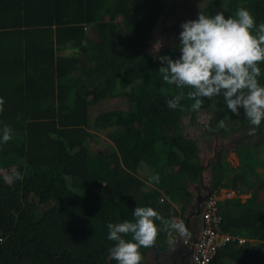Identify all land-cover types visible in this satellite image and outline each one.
<instances>
[{
  "label": "trees",
  "instance_id": "16d2710c",
  "mask_svg": "<svg viewBox=\"0 0 264 264\" xmlns=\"http://www.w3.org/2000/svg\"><path fill=\"white\" fill-rule=\"evenodd\" d=\"M130 2L0 0V128L13 130L0 145V264H117L109 258L108 223L133 221L137 206L184 221L188 188L202 184L199 141L190 130L199 129L205 112L211 117L205 141L220 137L221 120L227 123L221 134L242 136L234 149L240 166L214 161L210 184L211 194L235 192L220 203L222 228L245 242L221 247L211 264H264V179L257 169L264 122L250 135L243 109L231 113L223 95L205 99L197 112L187 98L169 108L173 95L191 91L167 85L158 72L165 66L159 57L181 55L178 26L173 21L175 42L165 37L155 52L148 42L162 1ZM217 8L229 16L245 8L257 26L264 23V0H210L205 9ZM259 67L264 86V63ZM115 98L125 108L95 115ZM133 163L152 171L147 180ZM157 242L161 250L170 247L166 232ZM148 249H141L142 264Z\"/></svg>",
  "mask_w": 264,
  "mask_h": 264
},
{
  "label": "clouds",
  "instance_id": "9594fccd",
  "mask_svg": "<svg viewBox=\"0 0 264 264\" xmlns=\"http://www.w3.org/2000/svg\"><path fill=\"white\" fill-rule=\"evenodd\" d=\"M179 34L180 57H159L162 66L158 72L163 81L177 89H191L173 95L167 101L175 110L186 98L193 101L191 111H199L205 99L223 95L225 105L231 113L244 116L253 126L250 135L264 122V86L258 80L259 65L264 63V23L256 24L252 13L239 8L234 16L225 17L223 12L215 16L201 12L196 20L181 25ZM161 44L156 45L159 50ZM162 91H165L162 89ZM4 101L0 99V111ZM223 127V120L220 121ZM211 131V129H210ZM13 135L12 128L5 124L0 128V145L7 144ZM14 179L22 180L16 173ZM159 182V176L152 177ZM134 220L108 223V240L114 242L109 249V258L117 264H142V248H152L161 232L168 234L170 247L180 238L190 236L185 220L181 217L165 219L151 206H137ZM159 221V226L157 224ZM131 237L127 239L126 237ZM169 247V248H170Z\"/></svg>",
  "mask_w": 264,
  "mask_h": 264
},
{
  "label": "rangeland",
  "instance_id": "374dc122",
  "mask_svg": "<svg viewBox=\"0 0 264 264\" xmlns=\"http://www.w3.org/2000/svg\"><path fill=\"white\" fill-rule=\"evenodd\" d=\"M138 1H140V0H138ZM161 1H162V5L164 6V9H167V10H165V14H164L165 16L171 15L172 12L169 9L174 4V5H177V8H176L177 10L184 12V14L182 15V19L184 22H187L189 20H196V18H198L199 14L201 12L205 13L206 15H210V16H215L218 13V11L222 12L221 8H217L216 9L217 11H210L209 13H207L205 8L208 7V2L210 0H207L206 2H205V0H161ZM175 1H176V4L174 3ZM130 4H131V2H130V0H128V5H130ZM224 15L226 18L230 17L227 13L226 14L224 13ZM170 17H172V16H170ZM109 20H119V18H115L112 16L109 18ZM89 37L91 39H93L94 41L99 40V36L92 29H90ZM72 49H73L72 46H70V45L67 46V52L71 53ZM124 103H125V101L123 98L108 99L94 109L95 115H98L102 111L111 110L114 108H125ZM210 119H211V117L206 115V112L201 114L199 117V122H200V124L203 125L202 130H199V129L195 130L194 128H192L190 130L192 137H194V139L199 141L202 145L205 144V139H204L205 138V129L209 126V124L211 122ZM225 125H227V123L225 121H223V127H220V124L217 126V132L220 133L219 136L221 138L218 139V142L213 141V143L214 142L216 144L218 143V149L219 150L223 149L225 152L219 159H221V161L229 163L233 168H238L240 166V159H239L238 155L236 154V152L234 151V149L238 145L237 141H240L239 139L242 138V136H241V134H237V136L235 138V137H228L224 134H221L222 130L227 131V128ZM102 138L104 139L105 135H102ZM243 144L246 145V141H244ZM97 148L99 150H104V146H102V145L98 146ZM211 150H213L212 147L210 148V151ZM261 158H262V163L260 165H258L257 169H258V172L261 174V179H264V152H263ZM131 170L134 171L137 175H139L144 180H147L149 175L152 173V171L146 165L145 166L144 165H137L136 163L132 164ZM208 175L210 177L209 173H208ZM7 177L9 178L8 175H7ZM210 183H211V181H208V184H210ZM224 194H223L222 198L225 197ZM231 195L233 197L236 196L235 192H232ZM247 198H248V196H241L242 201H245Z\"/></svg>",
  "mask_w": 264,
  "mask_h": 264
},
{
  "label": "water",
  "instance_id": "95a60500",
  "mask_svg": "<svg viewBox=\"0 0 264 264\" xmlns=\"http://www.w3.org/2000/svg\"><path fill=\"white\" fill-rule=\"evenodd\" d=\"M220 138L221 137L213 135L205 141L204 145L200 142L198 143V155L202 171L209 166V163L212 160L216 161L219 159V155L217 154L220 151L218 149V143H213V141L218 142V139ZM211 147L213 150L210 151ZM203 175L204 174L201 173L200 179L202 183L204 182V189L202 188L203 186H200L199 184H194L188 188L192 197L186 210L185 225L189 229V238L192 240L193 245L186 246L183 241H179L168 248V250L162 251L156 241V244L146 251L145 264H196L193 261L195 244L197 243L203 229L202 216L206 208L205 201L212 193L211 184H208L209 180H206ZM196 189H198L199 192H194Z\"/></svg>",
  "mask_w": 264,
  "mask_h": 264
},
{
  "label": "built area",
  "instance_id": "2783aa9c",
  "mask_svg": "<svg viewBox=\"0 0 264 264\" xmlns=\"http://www.w3.org/2000/svg\"><path fill=\"white\" fill-rule=\"evenodd\" d=\"M225 193V194H224ZM232 191L221 190L220 193L211 194L205 201V212L202 216L203 229L202 233L195 244V252L193 261L196 264H211L216 257L219 249L229 242L238 241L242 244L245 239L240 237H233L223 231V216L221 214L220 203L225 199L233 198ZM224 194V198L223 197ZM176 239V243L183 241L184 245H193L192 240L187 238H180L176 234H173Z\"/></svg>",
  "mask_w": 264,
  "mask_h": 264
},
{
  "label": "flooded vegetation",
  "instance_id": "af4514ba",
  "mask_svg": "<svg viewBox=\"0 0 264 264\" xmlns=\"http://www.w3.org/2000/svg\"><path fill=\"white\" fill-rule=\"evenodd\" d=\"M174 3L176 4V1ZM176 8H177V5L173 4L172 7L169 9L172 12L170 15L172 17L164 15L165 10H167V9L161 10L159 20L157 21V23L153 29V32L151 34L154 36V39H150V41L148 42V46L152 44V49L155 52L158 51V49L155 50L156 45L158 43L161 44V40L164 39L165 37H166V39H168L170 41V43H172L173 41L175 42L177 35L175 34V32L173 33V31H172V25L174 24V22L178 26V32L182 31L181 25L183 23H185L182 19V15L184 14V12L179 11ZM166 39L163 41L164 43H166ZM202 128H203V125H201L199 127V130H202ZM194 129L196 130V127H194ZM239 140H242V138H240ZM237 142L239 143L241 141H237ZM219 158H220V155H219ZM213 172H214V161L212 160L209 163V166L205 170H203L201 173L204 174L203 177H205L206 180L208 179L209 181H212ZM208 173L210 174V177H209ZM194 184H198V183L195 182V183L191 184L190 187ZM203 185H204V182L200 186H203ZM203 189H204V186H203ZM194 192H199V190L196 189ZM162 251H164V250H162Z\"/></svg>",
  "mask_w": 264,
  "mask_h": 264
}]
</instances>
